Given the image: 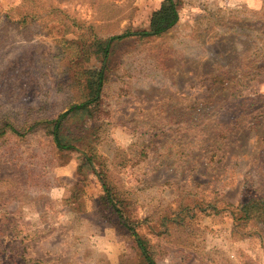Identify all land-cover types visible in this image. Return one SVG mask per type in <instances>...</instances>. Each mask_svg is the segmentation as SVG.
<instances>
[{
    "label": "rangeland",
    "instance_id": "374dc122",
    "mask_svg": "<svg viewBox=\"0 0 264 264\" xmlns=\"http://www.w3.org/2000/svg\"><path fill=\"white\" fill-rule=\"evenodd\" d=\"M162 1L0 0V127L20 132L0 136V264H148L136 234L157 264H264L262 222L231 213L264 193L263 99L229 109L264 94V0H175L174 27L117 40L106 65L97 43L150 30ZM105 65L57 148L38 121Z\"/></svg>",
    "mask_w": 264,
    "mask_h": 264
},
{
    "label": "trees",
    "instance_id": "16d2710c",
    "mask_svg": "<svg viewBox=\"0 0 264 264\" xmlns=\"http://www.w3.org/2000/svg\"><path fill=\"white\" fill-rule=\"evenodd\" d=\"M178 20L179 12L177 8V2L175 0H163L160 8L155 10L152 14L150 30L130 31L116 36H112L104 43H97L99 46H101L100 51L102 52L104 59L107 62L106 65H108L109 58L112 54L111 49L117 40H123L129 36H159L174 27ZM106 65L103 68L87 69L86 72H89L90 76L88 79H85L86 92L83 96L85 99L84 101L72 104L66 111L59 113L58 116L53 120L38 121V124H47L46 122H48L51 125L52 133H50V135L52 136L57 148L63 150L72 148L71 144L66 143L64 141L63 134L61 133V130L64 126V122L70 117V115H73V113L76 112L78 113L79 111L87 112L89 115L90 109L93 107V105L97 106V104L101 102L103 88L107 80ZM232 96L235 97L238 101L234 102L233 105L229 107L230 110H233L231 113H236L237 111H246L248 110V108L255 106V103L260 99H263L261 104L264 105V94L244 96L241 93L237 94L233 92ZM105 123L110 125V123H108L107 121H105ZM8 128H10V130L14 133H20L19 130L15 128V126L12 124L10 126L0 127V136L4 135L8 131ZM102 185L104 189H106L107 193H109L107 184L104 180H102ZM259 192L260 195H255L254 198H250L240 204L238 211L241 213V215L237 216L235 210H231V213L233 214V217L236 220L243 219L245 217L251 219L255 218L261 221V224L264 227V193H262V191L260 190ZM104 200L111 207H113V209L119 215L120 218L123 217V214L119 209L117 203L112 197L109 196V194L104 197ZM124 224L127 228H129L131 232L135 231L134 228H130L126 223ZM136 237L138 238L137 242L142 250V253L145 256L147 263L157 264L155 259L150 255V252L148 251L147 247L144 245V242L138 234H136ZM30 264L42 263L40 260H33L30 262Z\"/></svg>",
    "mask_w": 264,
    "mask_h": 264
},
{
    "label": "crops",
    "instance_id": "0c3cea01",
    "mask_svg": "<svg viewBox=\"0 0 264 264\" xmlns=\"http://www.w3.org/2000/svg\"><path fill=\"white\" fill-rule=\"evenodd\" d=\"M108 123H110L111 124V120H109V121H107ZM116 133H118V132H116ZM70 173L72 172V168L70 167ZM48 193L50 194V196L53 198V199H57L58 197H60L61 195H63V197H65V193H66V188L64 187V188H62V187H59L58 186V184H56V185H54V186H52V187H50V188H48ZM34 213H36V215L38 216V218H41V211L39 210V211H34ZM49 220L50 218L48 217L47 218V216L45 215V219L44 220ZM97 220V219H96ZM102 220V219H101ZM102 226L103 227H107L108 226V228L110 227L109 226V223L107 222V221H105V219H103V221H102ZM107 228V229H108ZM95 231V230H94ZM50 232H52V231H50ZM50 232H48V234L46 235V237H42L41 238V243L40 244H44L45 243V241H48L49 239H51L52 238V235L50 234ZM92 233L93 234H96L95 232H93L92 231ZM106 233L107 234H109V233H111V230H106ZM93 238V237H92ZM91 242V244H93L94 242L93 241H90ZM47 245H48V247H50L51 245H53V243H51V241H49V242H47L46 243ZM35 260H40L41 261V259H35Z\"/></svg>",
    "mask_w": 264,
    "mask_h": 264
}]
</instances>
